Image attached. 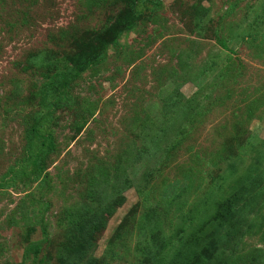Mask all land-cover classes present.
I'll list each match as a JSON object with an SVG mask.
<instances>
[{"label":"rangeland","instance_id":"1","mask_svg":"<svg viewBox=\"0 0 264 264\" xmlns=\"http://www.w3.org/2000/svg\"><path fill=\"white\" fill-rule=\"evenodd\" d=\"M116 183L94 264H264V0H0V264Z\"/></svg>","mask_w":264,"mask_h":264},{"label":"trees","instance_id":"2","mask_svg":"<svg viewBox=\"0 0 264 264\" xmlns=\"http://www.w3.org/2000/svg\"><path fill=\"white\" fill-rule=\"evenodd\" d=\"M225 50L227 47L222 45ZM40 155L36 154L32 157V164L35 170H39ZM128 179L124 183H128ZM123 183H116L114 187V194L116 196L109 197L106 193L99 192L93 194V198L97 200L96 207L82 206L78 208L75 212L76 219V237L75 244L68 250L63 256V264H94L93 252L97 247V236H99L107 227V215H113L116 209L124 203V197L122 195V190L127 186H122ZM122 190H117L118 187ZM239 198H233L224 204L222 209L219 211L217 216V229L214 235H212L211 240L208 245L207 252L210 256H214V246L216 245V234L222 231V228L226 227L228 222L234 225L236 215L238 213ZM232 202V203H231ZM235 216V218H234ZM237 220V219H236ZM237 222V221H236ZM162 254H160L161 256ZM160 263L163 260L159 257ZM206 258L205 254H201L196 257L191 264H205ZM159 264V263H158ZM173 264H190L182 253H178L173 258Z\"/></svg>","mask_w":264,"mask_h":264}]
</instances>
